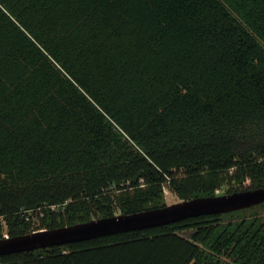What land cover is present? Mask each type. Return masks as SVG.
Wrapping results in <instances>:
<instances>
[{"label":"trees","instance_id":"obj_1","mask_svg":"<svg viewBox=\"0 0 264 264\" xmlns=\"http://www.w3.org/2000/svg\"><path fill=\"white\" fill-rule=\"evenodd\" d=\"M229 185L264 188V0H0V240ZM262 208L0 264H264Z\"/></svg>","mask_w":264,"mask_h":264},{"label":"water","instance_id":"obj_2","mask_svg":"<svg viewBox=\"0 0 264 264\" xmlns=\"http://www.w3.org/2000/svg\"><path fill=\"white\" fill-rule=\"evenodd\" d=\"M263 203L264 188L185 200L164 208L131 215L120 214L51 231L43 230L25 236L1 239L0 257L80 243L104 236L153 229L205 215L232 213Z\"/></svg>","mask_w":264,"mask_h":264},{"label":"rangeland","instance_id":"obj_3","mask_svg":"<svg viewBox=\"0 0 264 264\" xmlns=\"http://www.w3.org/2000/svg\"><path fill=\"white\" fill-rule=\"evenodd\" d=\"M237 189V187L235 185H229V186H225L223 187L219 192H217V195H227V194H231L234 193L235 190ZM181 200L173 193H171L169 190L165 191V203L167 206L170 205H174L177 203H180ZM256 211H245L243 213H238L236 215H234L233 219H250L252 217V215L255 213ZM259 215H264V208L260 209L257 211ZM116 215H120L119 211H116ZM229 219H232V217H230Z\"/></svg>","mask_w":264,"mask_h":264},{"label":"built area","instance_id":"obj_4","mask_svg":"<svg viewBox=\"0 0 264 264\" xmlns=\"http://www.w3.org/2000/svg\"><path fill=\"white\" fill-rule=\"evenodd\" d=\"M5 238H8L7 236Z\"/></svg>","mask_w":264,"mask_h":264}]
</instances>
